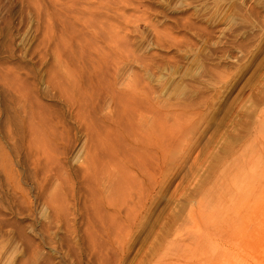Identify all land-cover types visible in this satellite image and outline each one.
I'll use <instances>...</instances> for the list:
<instances>
[{"label": "rangeland", "instance_id": "374dc122", "mask_svg": "<svg viewBox=\"0 0 264 264\" xmlns=\"http://www.w3.org/2000/svg\"><path fill=\"white\" fill-rule=\"evenodd\" d=\"M91 130L135 149L114 208L83 183ZM0 264H264V0H0Z\"/></svg>", "mask_w": 264, "mask_h": 264}, {"label": "bare ground", "instance_id": "6f19581e", "mask_svg": "<svg viewBox=\"0 0 264 264\" xmlns=\"http://www.w3.org/2000/svg\"><path fill=\"white\" fill-rule=\"evenodd\" d=\"M46 31H45V35H48V33ZM78 78L80 79V76ZM95 80H96V78H95ZM98 81H99V79H98ZM102 83L104 84V82H102ZM76 86H75V84H73L72 87L74 89H76ZM55 89L60 90V95L62 94L61 97L64 98L65 100L66 99L67 100H75L76 99V101L81 100L82 103H85V101L87 100V93L85 92L86 90L83 89V87H81V85H79V87L77 88L76 92L74 91L75 92V95H74L75 98H73V95L72 96H69V94L66 95L65 89L64 90L60 89V85H58V84L55 86ZM110 89H112V88H110ZM115 92L116 91H114V92L111 91L112 95H110L113 103H115L114 101L119 102L120 104H122V106L125 107V108L124 107L123 108L127 110L128 107L125 104L132 97L134 98L133 94H135V93L130 92V91H126L124 93H118L116 95V93L118 91L116 93ZM76 93H77L78 96L76 95ZM65 95L67 96V98L65 97ZM130 108H132V106ZM31 110H33V109H31ZM78 112H77V115H78ZM127 112H125V113H127ZM33 113H36V112H33ZM116 114H117V112H116ZM43 118H44V116H43ZM34 120H35V118H34ZM87 120H89V119H87ZM79 121H80L79 122L80 124H81V122L84 123V124L87 123V121L85 119L81 120V118H80ZM27 124H28L27 128H28V130L30 132L29 133L30 141H29V144H27L28 154H29V156L31 157V160H32V165L34 167L33 169L35 171V176H36V182H40V185L42 187H44L43 183L47 184L48 182H51V179H54V180H56V182L59 183V185H58V189L59 190H63L64 191V187L65 186H67V188H69L68 184H69V180L70 179L68 177V174H66L65 178H64L62 176V174L60 173L61 170H62V166H63L62 158H64L65 155L59 153V150H58V152L55 151V153H54V152H49V150L47 149V148H53V147L57 148V146H56L57 143H56L55 140L58 138V135L56 133H54V132H51V129H50L49 131L51 132V138H50L51 140L50 141L45 140V136H44L45 134L43 135L42 133H40V131H37L36 128L34 127V125H33V116H31V120H29V122ZM127 124H128L127 125V127H128L129 123H127ZM51 125H52V123H51ZM128 128L130 130H132L131 127H128ZM114 133H115V131H114ZM88 134H89L88 136L90 138V142H89L90 144H88L86 146V149H85L86 157H85L84 163L82 165L83 168H81L82 169V173H83V176L81 175L82 179H83V183L84 182L87 183V186H88L87 191H89V189H90V191H92V192L94 191L95 192V191L99 190L98 186L101 185L100 182H104L105 186L108 187V190L106 191V194H107V199H106L107 205L109 206V208H111V207L114 208V207H116L118 205L119 201L120 202L127 201V198L123 197V193L124 192H128L129 193V197L131 196V191H130L131 189L129 188L130 186H129L128 182H132L133 179H132V174H131L130 171H131V169H133V168H135V167H137L139 165V164L136 163L135 159L133 158L134 155L132 153L134 152L135 149H133L131 151H128V152H125V150H124V152L123 151L121 152L120 149L118 148L119 141H116V139L114 138L112 133H110L111 134L110 135V134H103V133L98 132L96 130H95V132L91 130V133H88ZM48 135H49V133H48ZM123 149H125V148H123ZM141 162H142V160H141ZM47 166H51V167L48 168ZM38 174H40V177H38ZM104 175L107 176L106 180H103V179H105V177H103ZM130 177H131L132 180L131 179L129 180ZM102 186L104 187V185H102ZM94 192H93V197H95L94 196L95 195ZM57 194L60 197H57ZM51 196H53V199L51 198L50 204L52 205L53 209L59 215H61V214L65 215L66 207H64V202L61 201V199H62L61 195L58 192H56V193H54ZM94 200H95V202L92 201L93 207L97 206L96 198H94ZM88 203H89V201H88ZM48 204H49V202H48Z\"/></svg>", "mask_w": 264, "mask_h": 264}]
</instances>
